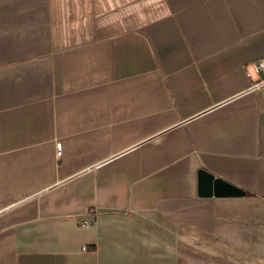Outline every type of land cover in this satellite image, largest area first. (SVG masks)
Returning <instances> with one entry per match:
<instances>
[{"label":"crops","instance_id":"0c3cea01","mask_svg":"<svg viewBox=\"0 0 264 264\" xmlns=\"http://www.w3.org/2000/svg\"><path fill=\"white\" fill-rule=\"evenodd\" d=\"M262 55L264 0H0V264H264Z\"/></svg>","mask_w":264,"mask_h":264},{"label":"water","instance_id":"95a60500","mask_svg":"<svg viewBox=\"0 0 264 264\" xmlns=\"http://www.w3.org/2000/svg\"><path fill=\"white\" fill-rule=\"evenodd\" d=\"M196 171L198 194L201 196H243L246 192L245 188L212 171L204 168Z\"/></svg>","mask_w":264,"mask_h":264},{"label":"built area","instance_id":"2783aa9c","mask_svg":"<svg viewBox=\"0 0 264 264\" xmlns=\"http://www.w3.org/2000/svg\"><path fill=\"white\" fill-rule=\"evenodd\" d=\"M250 67H251L252 71H254L255 73L264 69V55L258 57L257 60L251 62ZM247 75L249 77H251V72L247 71ZM262 84H264V76L262 78H258V80L254 83V87L259 88V87H261ZM59 153H60V151L58 150L56 152V154H59ZM1 211H2V209L0 208V212ZM82 223L85 226L91 225V222L86 220V219H84ZM82 248H87V247L83 245Z\"/></svg>","mask_w":264,"mask_h":264},{"label":"trees","instance_id":"16d2710c","mask_svg":"<svg viewBox=\"0 0 264 264\" xmlns=\"http://www.w3.org/2000/svg\"><path fill=\"white\" fill-rule=\"evenodd\" d=\"M246 193H247V194H251V192H250V191H248V190H246Z\"/></svg>","mask_w":264,"mask_h":264}]
</instances>
